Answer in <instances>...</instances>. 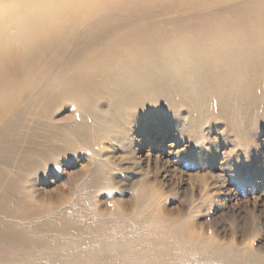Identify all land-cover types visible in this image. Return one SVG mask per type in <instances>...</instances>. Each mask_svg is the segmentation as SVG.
Instances as JSON below:
<instances>
[{
    "label": "bare ground",
    "instance_id": "obj_1",
    "mask_svg": "<svg viewBox=\"0 0 264 264\" xmlns=\"http://www.w3.org/2000/svg\"><path fill=\"white\" fill-rule=\"evenodd\" d=\"M174 11L186 19L171 17L166 32L156 20L152 30L145 22L105 40L146 14ZM260 86L264 0H0V264H264L262 251L194 244L159 219L143 231L133 215L155 200L147 182L112 199L116 213L23 182L50 155L80 145L103 171L97 143L126 135L124 125L151 115V103L174 98L184 121L205 123L236 100L245 112L264 98ZM65 103L78 119L48 116ZM128 219L131 231L116 225Z\"/></svg>",
    "mask_w": 264,
    "mask_h": 264
},
{
    "label": "rangeland",
    "instance_id": "obj_2",
    "mask_svg": "<svg viewBox=\"0 0 264 264\" xmlns=\"http://www.w3.org/2000/svg\"><path fill=\"white\" fill-rule=\"evenodd\" d=\"M147 16L133 24L123 21L126 25L105 40L116 41L120 34L145 22L152 30L156 20L166 32L164 24L171 17L186 19L180 11L151 20ZM171 100L151 103V115H139L136 124L124 125L129 129L126 135L97 143L99 159L108 166L103 171H93V153L84 145L67 147V154L50 155L38 172L24 177L25 188L56 190L53 196L64 193L71 203L89 200L93 210L107 207L116 213L121 208L112 199L127 200L132 196L128 186L144 181L151 185L155 200L133 213L142 220L139 228L143 231L154 229L153 221L159 219L169 227L181 226V239L194 244L211 242L220 247L234 243V247L264 252V98L251 101L245 112L236 100L224 115L198 124L184 121L189 114L180 104L173 108L176 101ZM47 114L55 121L79 117L72 103L53 107ZM86 164L91 169L80 173ZM144 216H151V221H144ZM132 220L116 225L131 231Z\"/></svg>",
    "mask_w": 264,
    "mask_h": 264
},
{
    "label": "clouds",
    "instance_id": "obj_3",
    "mask_svg": "<svg viewBox=\"0 0 264 264\" xmlns=\"http://www.w3.org/2000/svg\"><path fill=\"white\" fill-rule=\"evenodd\" d=\"M116 192H119V189H117ZM105 193H107V192H105ZM204 194H205L204 192H201V196H203Z\"/></svg>",
    "mask_w": 264,
    "mask_h": 264
}]
</instances>
